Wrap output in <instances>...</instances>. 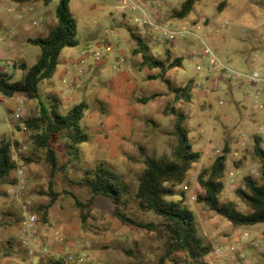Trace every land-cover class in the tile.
Masks as SVG:
<instances>
[{"label":"rangeland","instance_id":"374dc122","mask_svg":"<svg viewBox=\"0 0 264 264\" xmlns=\"http://www.w3.org/2000/svg\"><path fill=\"white\" fill-rule=\"evenodd\" d=\"M24 1L4 0L0 4V51L5 54L0 53V62L13 81L22 77V71L12 67L13 61L30 67L40 55V48L25 39L45 36L56 22L58 0ZM117 2L69 0L76 23V45L61 50L54 73L39 83L40 99L54 95L62 114L84 101L87 109L80 126L88 141L79 146L81 169L103 162L128 180L141 171L144 155L170 158L176 143L168 134L174 117L164 111L173 105L185 115L182 127L192 150L200 155L177 192L184 194L183 204L192 211L199 235L210 246L207 263L264 264V226H234L194 200L199 191L197 175L209 169L226 146L221 201H231L242 212L248 211L238 203L234 190L242 186L245 175L258 177L252 145L258 136L264 150V98L260 94L259 107L253 108L255 87L232 72L257 70L264 77V0H198L182 20L172 17L182 0H157L162 22L168 28L194 34L171 43L144 26L125 22L123 15L116 13ZM221 3L224 5L219 8ZM128 28L145 39L154 58H181V66L168 70L166 77L174 86L191 81L189 102H174L163 82L146 79L157 70L140 66V56L132 53L135 44ZM196 37L203 39L225 70L215 69L206 56H191L199 48ZM106 45L111 50L103 52ZM95 53L101 56L95 58ZM119 58L123 62L115 66ZM208 79H213L209 87ZM152 93L161 96L145 104L138 102ZM37 113V100L22 95L0 103V140L10 141L15 164L0 186V264H44L52 258L62 259L64 264H155L162 253V239L154 231L122 225L114 217V205L108 198H94L85 225L68 195H60L48 205L49 197L43 194L50 182L45 152L34 148L28 130L20 129L24 119ZM63 143L55 136L50 140L60 162L67 158ZM229 171L232 178L227 176ZM18 175L23 180L19 185ZM78 175L79 171L68 164L65 172L51 179L52 189L70 191L85 201L90 196L88 189L72 182ZM23 203L29 204L35 217L36 238L47 247L43 257H32L21 244ZM120 211L138 220L153 219L149 213L138 212L131 199L120 206ZM69 256L73 258L68 260Z\"/></svg>","mask_w":264,"mask_h":264},{"label":"trees","instance_id":"16d2710c","mask_svg":"<svg viewBox=\"0 0 264 264\" xmlns=\"http://www.w3.org/2000/svg\"><path fill=\"white\" fill-rule=\"evenodd\" d=\"M44 1L46 3L48 0ZM197 1L182 0L179 8L172 12V17L177 20L184 19L193 10ZM68 4L69 0L57 1L56 22L45 36L26 39L27 43L40 48L36 63L27 67L22 62L13 61L12 67L22 71L21 79L13 81L9 76L0 78V93L4 98L22 95L28 100H37V115L24 119L20 129L28 130L34 148L43 149L45 152L44 159L49 165L50 182L48 190L43 194L49 197L48 205L60 195H68L73 200L82 225H85L94 198L106 197L114 205L113 215L122 225L129 229L154 231L162 239V253L155 264H208L206 257L210 252V246L205 244L199 235L192 211L183 204L181 198L184 194L181 191L177 192L179 186L186 180L188 171L200 156L197 151L192 150L186 131L182 127L185 115L181 111L173 105L164 111V114L168 112L174 117L172 129L168 132L176 140L170 158L144 155L140 161L143 166L141 171L132 180H128L103 162L90 169H81L79 146L88 141L87 133L80 126L83 112L87 109L84 101L62 114L59 112L58 99L54 95L49 94L45 101L40 99L39 83L54 73L61 50L76 45V23ZM223 5L224 3H221L219 8ZM128 31L130 39L135 44L132 53L140 56V66L148 70H157L156 73L146 75V79L163 82L167 92L173 95L174 102L180 100L189 102L191 81L183 86H174L166 77L168 70L181 66V58L169 56L164 60L154 58L150 55L145 39L130 28ZM159 96L161 94L152 93L140 97L138 102L145 104ZM53 136L64 141L62 151L67 157L65 162H60L57 152L50 147ZM252 148L258 161V177L245 175L242 178V186L234 190L238 203L245 207L247 212L239 210L231 201H221L228 154L226 146L215 156L210 168L201 171L196 177L199 191L195 196V202L204 205L234 226L249 227L257 224L264 226V150L260 137L253 138ZM10 151V141L1 139L0 186L15 169ZM25 161H30V158H26ZM68 164L73 170L79 171V175L72 182L86 187L89 191L90 196L85 201H81L70 191L56 192L52 189L51 179L58 172H65ZM176 195L180 198L175 200L173 197ZM130 199L136 204L138 212L149 213L153 219L138 220L120 211V206L127 204ZM44 264L64 262L62 259L52 258Z\"/></svg>","mask_w":264,"mask_h":264},{"label":"built area","instance_id":"2783aa9c","mask_svg":"<svg viewBox=\"0 0 264 264\" xmlns=\"http://www.w3.org/2000/svg\"><path fill=\"white\" fill-rule=\"evenodd\" d=\"M116 13L118 15H123L125 22H134L135 24L144 26L151 33H157L159 38L164 42H175L179 39H185L188 35H194L192 32L186 29H178L173 30L168 28L162 22V13L160 11V5L157 0H118L116 6ZM128 13L132 16L128 17ZM32 24H36L33 22ZM199 43V48L197 51H192L191 56L194 57L196 55H202L209 58V61L214 64V68L218 71L222 72L226 68L221 66L219 61L214 57L211 49L205 44L201 37H196ZM111 50L110 45H106L103 49V52H108ZM101 55L99 53H95V58H99ZM123 62V58H119L115 62V66H118L119 63ZM118 69V68H117ZM236 77H241L246 80L249 85L255 87L254 96L255 101H253V108L259 107L261 103L258 101V98H264V77L260 75L257 70H253L250 73H241V72H232ZM10 75V71L1 64L0 62V78L8 77ZM213 79H208L207 85L211 86ZM4 100V96L0 93V103ZM23 102L22 99L19 100L21 104ZM259 103V104H258ZM229 170V169H228ZM232 172H228V178H232ZM18 185L23 182L22 178L18 175ZM22 209V218L19 222V228L22 232V240L21 244L28 249L29 255L32 257H43L48 253L47 247L44 243L40 242L36 238V224L35 217L30 210V206L28 203H23L21 205ZM217 253V251H215ZM83 258V256H81ZM80 257V258H81ZM73 257L69 256L68 260H71ZM81 260V259H80Z\"/></svg>","mask_w":264,"mask_h":264},{"label":"crops","instance_id":"0c3cea01","mask_svg":"<svg viewBox=\"0 0 264 264\" xmlns=\"http://www.w3.org/2000/svg\"><path fill=\"white\" fill-rule=\"evenodd\" d=\"M25 1H26V0H25ZM25 1H24V2H25ZM3 2H4V0H0V4H2ZM43 2L45 3L44 0H43ZM47 2H48V1H47ZM18 3H19V2H18ZM26 39H27V38H26ZM26 39H25V40H26ZM10 45H12V41L10 42ZM0 53H1V54H4V53H2V50L0 51ZM4 55H5V54H4Z\"/></svg>","mask_w":264,"mask_h":264}]
</instances>
